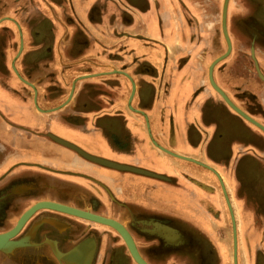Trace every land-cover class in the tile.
<instances>
[{
	"label": "crops",
	"instance_id": "1",
	"mask_svg": "<svg viewBox=\"0 0 264 264\" xmlns=\"http://www.w3.org/2000/svg\"><path fill=\"white\" fill-rule=\"evenodd\" d=\"M208 1L0 0L8 8V13L0 10V68L8 72L12 66L17 75L3 85L8 96H0V201L5 200L0 212H7L1 230L13 225L16 212L39 201L109 217L123 213L124 219L115 216L121 221L131 211L138 233L134 240L149 264L143 251L151 260L153 254H163L153 264L167 263L174 249L166 242L168 228L179 230L189 246L194 244L192 256L202 252L201 264L219 261L218 228L226 223L220 206L226 189L223 175L229 169L234 185L264 214V161L261 174L251 157H235L237 147L252 144L243 135L253 138V126L210 84V66L227 44L221 25L224 0ZM173 4H196L190 10L197 27L205 32L211 26L212 32L202 34L195 48H175L177 14L166 11ZM201 4L211 9L212 24H205ZM230 8L229 0L232 55L238 41L230 32ZM3 22L13 28L2 27ZM256 48L251 50L262 47ZM241 63L215 65V83L240 108L241 91L264 106V90L257 82L237 76ZM25 87L22 98L18 91ZM251 107L243 109L264 126V110ZM88 133L107 144V150L68 139ZM75 148L139 171L102 166ZM178 156L209 166L220 178ZM22 198L21 205L13 206ZM260 221L263 225L264 215Z\"/></svg>",
	"mask_w": 264,
	"mask_h": 264
},
{
	"label": "rangeland",
	"instance_id": "2",
	"mask_svg": "<svg viewBox=\"0 0 264 264\" xmlns=\"http://www.w3.org/2000/svg\"><path fill=\"white\" fill-rule=\"evenodd\" d=\"M206 1L207 3H209L208 0ZM230 2H231L230 15H229V18L231 17V19H229L230 20L229 21L230 32L232 34L235 33L237 35L238 50L236 54L234 53L232 55L229 54L228 57L218 62L217 63L219 64L218 68L223 67L225 62H228V60L229 62L234 61V60H236L237 62H242L241 64L237 65V68L239 67L242 68V70L240 69L236 70L237 76H239L242 79H244L243 76L248 79H253V81H256L258 86H260L261 89L264 90V45H261V43L264 41V0H230ZM2 6L3 5L0 6V10L1 11L3 10L8 13V8L6 6H3V7ZM191 7L195 9L197 5L196 4H184V5L183 4L182 5L173 4L172 6L170 5L169 9L166 10L167 12L173 11L174 14H177L176 15L177 24L174 23V26H175L174 33H175V36L178 37L179 39V44L175 48L182 49V50L195 48L198 44L202 43V40H201L202 34H208L212 32L211 26L209 27V29L211 30H208L205 32L200 31V29L196 25V21L194 20V15H192L191 13V10H190ZM199 7L203 8L204 5L201 4ZM210 10L208 6V8H205L206 12L204 14V22L205 24H208V25L213 23L212 21L213 17L209 15ZM188 11L190 12L188 13ZM220 16H221V11H220ZM142 17H144L147 20L146 16H142ZM218 19H219V16H218ZM3 23L5 24L2 27L6 26V27L13 28L12 23L10 22L9 23L3 22ZM16 28H18V26H16ZM251 39H252V42H250ZM198 40L200 41L197 44ZM255 40L257 42L256 44L254 43ZM257 46H260L262 48H259V50H256V52L251 50V47H254L255 49H257L256 48ZM0 47L1 49H4L3 44L1 43H0ZM249 47H250V51H249ZM222 49H224V47H222ZM245 66H247L246 69H244ZM0 71H1L0 72V76H1L0 95L2 96L6 94L4 93L3 85H7L6 81L9 80L10 77L15 79L16 73L13 70L12 66L10 67L9 70H7L8 72H3L2 70ZM17 79L19 80L18 77ZM257 94H259L258 89H257ZM240 95L242 98L239 99V101L237 102L240 105H242L244 109L249 110L250 106H253L254 109H257V110L259 109V111L264 110V106L261 103H259V101L257 100L252 101V99L249 96V93L246 94L243 91H241ZM248 105L250 106L247 107ZM243 108L241 109L244 111ZM238 116L242 118L240 115ZM242 119L248 124H250L251 126H253L252 131L254 135H253V138L248 135L249 133L248 134L245 133L243 135L246 139L248 140L251 139L252 144H247L242 149L241 148L238 149L237 147L235 149V155H236L235 157L237 158V160L247 159L251 157L258 164L256 165V167L258 168L257 170L260 171V173L262 174L263 173L262 164L264 161V132L258 127H256L255 125H253L252 123L245 120L244 118ZM261 119H264V118L261 117ZM138 135L140 136V134ZM68 139H70L71 141L81 142L83 144H85V142L87 144H98L99 146L91 145L92 147H97L98 150H100L101 148H103L104 150H107L105 148L106 147L108 148L107 144H105L106 146L105 147L104 144H101L99 142L98 138L95 135L93 134L91 135L89 133L86 136H77V137L68 136ZM231 156H232V152H231ZM146 165H149L153 168H157V166H155L154 164H146ZM208 170L211 172L210 169ZM229 170L223 176L225 178V181H224V184L226 186L225 191L228 196L232 211L234 213L235 222H236L237 263L238 264H264V224L262 225V222L260 221V216L264 214L260 212V209H258L256 204L252 202V198L249 197V195L245 194L242 188H239L234 185L235 184L233 182L234 177L233 178L231 177L232 174L230 173ZM220 206H222V209L224 212V218L226 220V223L221 225V227L218 228V232L220 233V235L217 238L220 242L219 248H220V253H221L220 254L221 260L220 262L213 260V262H206V264H234L233 223H232L231 212H230V208H229V204L227 202L226 196H223V198H221ZM45 211L48 212L50 210H45ZM113 215L114 217L115 216L119 217V219H124L122 216L121 217L119 216L120 214L118 215L117 213H113ZM129 216L131 218V213L129 214ZM130 218L128 219L126 217V221L124 222L126 224L128 223L132 224L131 223L132 221L130 220ZM127 219L129 221H127ZM82 221L93 224L92 226L95 228L110 231V228L104 227L100 224L86 221L84 219ZM133 229L135 228L132 227V234L136 239H138V233ZM119 240H117L118 241L117 243L121 245L122 243ZM183 242H184L183 240L178 242V244L174 242V245L176 246L178 245V249L174 248L177 250L178 252L177 254H179L180 252L179 250L182 248V246H179V245H181ZM182 245L184 246V244ZM222 245L225 247L222 248ZM122 246L123 245H121V247ZM200 246H202V244ZM124 250L125 249L123 248V251ZM143 253L146 256V258L151 261V262L149 261L151 264H153L152 261H154L155 259H160L163 256V254L161 255V254L156 253V254H153V256L151 257L153 260H151L150 257L147 256L144 251ZM171 253L167 254L169 259L167 260L166 264H185L186 262H190L189 264H194V262H199L201 257L203 258V254L201 251H198V253L195 256H192L191 251H189V253L186 256L184 255V253H181L179 255H177L175 252H171ZM123 256H126L124 260L125 264H135L130 254L128 253L127 249L123 253ZM127 257L129 258L128 261L126 260ZM114 259H115L114 257L110 258V255H109L107 256L106 260L107 262L110 261V264H114ZM170 259H173V260H170ZM100 260H101V257L98 260V264L101 262Z\"/></svg>",
	"mask_w": 264,
	"mask_h": 264
},
{
	"label": "flooded vegetation",
	"instance_id": "3",
	"mask_svg": "<svg viewBox=\"0 0 264 264\" xmlns=\"http://www.w3.org/2000/svg\"><path fill=\"white\" fill-rule=\"evenodd\" d=\"M250 42H252V39ZM254 43L255 44L257 43L256 40L254 41ZM0 70H1V68H0ZM0 78H1V76H0ZM20 90L21 91H18L19 95L22 94L21 92L25 93L27 88L26 87L23 89L20 88ZM18 92H17V94H18ZM25 94L24 95L22 94V96H24L22 98H25V96H26ZM2 108H4V106ZM9 110H12V112H13L12 108ZM2 111L3 110L0 109V121H1V114H4V113H2ZM20 111H24V110L19 109V112ZM0 124H1V122H0ZM1 202H5V200L3 199V201H0V203ZM23 202H24L23 198L20 200H16L13 203V206H15L16 204L21 205V203H23ZM36 203H38V202H36ZM33 205H31L30 207H32ZM30 207H27V208H25V210L20 211L18 213L16 212V216H15V220H14L13 225L4 231L1 230V224H2L1 221L4 220V216L7 215V212L6 211L4 212V216H2V214L0 212V234L8 232L12 228H14V226H16L20 217ZM126 207L127 206L121 205L122 209H127L128 207L127 208ZM112 208H114L113 212H115L117 210L115 206L114 207L112 206ZM90 211L93 212L92 210H90ZM93 213L98 214L96 212H93ZM130 213H131V211H127L126 215L129 216ZM98 215L115 219L121 223H125L124 221H121L118 218H115L113 216L109 217V216L102 215L100 213ZM122 215H123V213H120L119 216H122ZM131 216H132V213H131ZM45 218L55 219V220L63 223L64 224L63 228L61 230H58L57 228H54L50 224L48 225L45 223H41V221ZM76 218L77 217L67 215L64 213H60V212H54L51 210L48 212L45 210L36 211L34 214H32V216H30L26 220V222H24V224L20 228L19 232L16 235H14L13 237L9 238V240H8L9 244H11L13 242L20 241V240L21 241L24 240V242L26 243L25 246L22 248H12V251L8 252V253H4V252L0 251V264H60V262H58V260L54 256V253L52 252V249H51V246L49 245V243H52V242L54 244L56 243L59 250L63 253H66L87 238H94L96 241L95 252H94V257H93V261H92L93 264H98V260L100 257H101V260H100L101 262L99 264H110V261L107 262V260H106L107 256H109V255H110V258L111 257L115 258L114 264H125L124 263L125 256H123V253L125 252L126 248H125V245H124L122 239L119 237V235L114 230H112L111 228H110V231L101 230V229H98V228L91 226L93 224H90L88 222H87V224H89V225H87L84 221H82L83 219H79V218L76 219ZM34 226H36V227H35L34 232L32 233V229L34 228ZM102 226H104V225H102ZM126 226L132 235V232H131L132 225L130 223H128V224H126ZM104 227H107V226H104ZM107 228H109V227H107ZM31 233H32V235H31ZM177 234L179 235V230H178ZM132 237H133V235H132ZM166 239H169L168 241L166 240V242H171L170 245L173 248H177V249H178V245L177 246L174 245V242L178 244V242H180L182 240L184 241L182 243V244H184V246L182 244L179 245V246H182V248L179 250L180 251L179 254L184 253V255L186 256L189 253V251L192 252L194 249V244H192V246H189L187 244V242L185 243V239L180 238L179 240L174 241L171 236L169 238L166 237ZM117 240L121 241V243H122L121 245H123L122 247L125 249L124 251H123V248L121 247V245H119L117 243L118 242ZM48 241H51V242H48ZM8 243L6 242V245H8ZM217 243H218L217 245L219 247V244H220L219 241ZM172 252H175L176 254L178 253L176 249H173ZM179 254H177V255H179ZM217 262H220V260ZM189 263L190 262H186L185 264H189ZM194 264H201V262L199 260V262H194Z\"/></svg>",
	"mask_w": 264,
	"mask_h": 264
},
{
	"label": "water",
	"instance_id": "4",
	"mask_svg": "<svg viewBox=\"0 0 264 264\" xmlns=\"http://www.w3.org/2000/svg\"><path fill=\"white\" fill-rule=\"evenodd\" d=\"M228 2L229 0H224V4H223V8H222V18H221V25H222V31L226 40V44H227V49L226 52L221 55L220 57H218L217 59H215L213 61V63L210 66L209 69V74H210V84L211 86L214 88V90L218 93V95L222 98V100L225 102V104L231 108L235 113H237L238 115H240L242 118H244L245 120H247L248 122L252 123L253 125H255L256 127H258L259 129H261L264 132V126L259 123L258 121H256L254 118H252L251 116H249L247 113H245L241 108H239L229 97L228 95L215 83L214 79H213V75H212V70L213 67L220 61H222L223 59H225L226 57L229 56L231 50H232V43L227 31V26H226V18H227V8H228ZM156 144V143H155ZM68 146V145H67ZM78 152H80V154L82 156H84L85 158H87L88 160L100 164L102 166L114 169V170H118V171H139L133 168H130L128 166H122V165H118V164H114L112 162H109L105 159L99 158V157H95L92 155H89L85 152H83L80 149L75 148ZM163 149V148H162ZM181 159L190 161V162H194V163H198L201 164L200 162L193 160L191 158H187V157H183V156H178ZM202 166L210 169L211 171L215 172L212 168L201 164ZM142 171V170H141ZM147 172V171H146ZM215 174L219 177L218 173L215 172ZM148 176H153L156 178H160L157 174H153L151 172H147ZM220 178V177H219ZM106 191L108 192V189L105 188ZM110 194V192H109ZM224 194L227 198V202L229 204V208H230V212H231V218H232V223H233V236H234V264H238L237 263V229H236V222H235V217H234V213L232 211L228 196L226 194V191L224 189ZM38 210H51L54 212H60V213H64L67 215H71L80 219H84L86 221H90L96 224H100V225H104L107 226L109 228H111L112 230H114L119 237L122 239L127 251L129 252L131 258L133 259V261L135 262V264H149L144 257L141 255L140 251L138 250V247L136 245V242L134 240V238L132 237L131 233L129 232L126 223H121L115 219L112 218H108V217H104L98 214H95L93 212H91L90 210H82V209H78V208H74L71 206H67L64 204H60V203H56V202H51V201H41L38 202L36 204H34L32 207H30L18 220L16 226H14V228H12L10 231L5 232L0 234V251L7 253L10 252L12 250V248H20L23 247L25 245L24 240H20L17 242H13L11 244L8 243L9 238L13 237L14 235H16L20 228L22 227V225L24 224V222H26V220L32 216V214H34L36 211ZM41 223H45V224H50L51 226H53L54 228H57L58 230H61L63 228V223L55 220V219H49V218H45L41 221ZM35 227L32 229V233L35 230ZM31 233V235H32ZM90 241L92 243V251L89 253V259L88 262L86 264H92L93 261V257H94V252H95V245H96V241L94 238H87L84 241H82L81 243H79L78 245H76L75 247H73L70 251L63 253L59 250L57 244L55 243H49V245L51 246L52 252L54 253V256L56 257V259L58 260V262H60V264H73L71 263V259L70 257L72 256V254L74 253V251L80 247L81 245H83L85 242ZM6 242L8 243V245L6 246ZM51 242V241H48ZM1 243H3V245L5 247H3V245H1ZM5 243V244H4Z\"/></svg>",
	"mask_w": 264,
	"mask_h": 264
},
{
	"label": "bare ground",
	"instance_id": "5",
	"mask_svg": "<svg viewBox=\"0 0 264 264\" xmlns=\"http://www.w3.org/2000/svg\"><path fill=\"white\" fill-rule=\"evenodd\" d=\"M226 26H227V19H226ZM227 31H228V27H227ZM230 40H231V38H230ZM231 43H232V41H231ZM167 230L170 231L171 237L174 241L179 240L181 238L176 233L175 229L168 228ZM1 245H3V243H1ZM3 247H5V246L3 245ZM92 249H93L92 243L90 241L85 242L83 245H81L80 247H78L74 251V253L70 257L71 263H73V264H86L88 262V259H89V255H90L89 253L92 251Z\"/></svg>",
	"mask_w": 264,
	"mask_h": 264
},
{
	"label": "trees",
	"instance_id": "6",
	"mask_svg": "<svg viewBox=\"0 0 264 264\" xmlns=\"http://www.w3.org/2000/svg\"><path fill=\"white\" fill-rule=\"evenodd\" d=\"M125 258H126V256H125ZM128 259H129V258L127 257V259H126V260L128 261Z\"/></svg>",
	"mask_w": 264,
	"mask_h": 264
}]
</instances>
